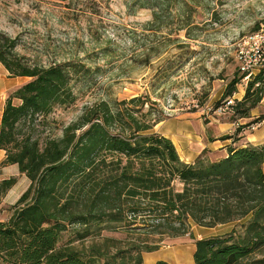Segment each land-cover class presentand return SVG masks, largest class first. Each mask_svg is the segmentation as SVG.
I'll list each match as a JSON object with an SVG mask.
<instances>
[{
	"label": "trees",
	"instance_id": "obj_1",
	"mask_svg": "<svg viewBox=\"0 0 264 264\" xmlns=\"http://www.w3.org/2000/svg\"><path fill=\"white\" fill-rule=\"evenodd\" d=\"M17 46V39L0 31V65L10 77L29 79L8 94L1 118L0 168L16 165L29 182L10 219L0 223L1 264H143L142 253L155 245L142 241L124 251L104 239L80 250L72 243L118 229L174 238L186 232L189 220L212 228L242 219L247 221L241 235L196 240L192 264H264V146L230 147L216 161L202 152L185 164L172 142L152 131L162 119L141 112L147 102L142 97L113 106L97 102L64 127L60 138L40 143L32 133L23 134L22 125L71 105V80L83 67L30 63ZM240 80L230 82L224 101ZM263 94V74H257L243 98L233 100L238 118H247ZM15 184V178L0 181V199ZM72 225L83 229L58 246ZM255 255L260 258L251 259Z\"/></svg>",
	"mask_w": 264,
	"mask_h": 264
},
{
	"label": "rangeland",
	"instance_id": "obj_2",
	"mask_svg": "<svg viewBox=\"0 0 264 264\" xmlns=\"http://www.w3.org/2000/svg\"><path fill=\"white\" fill-rule=\"evenodd\" d=\"M153 1L0 0V31L17 39L19 56L38 65L56 62L83 67L71 80L74 102L27 121L23 134L32 133L40 143L58 139L64 127L95 103L105 101L113 106L135 97L147 101L141 112L150 111L151 120L206 109L222 120L238 119L233 108L222 116L215 111L230 82L241 78L236 45L243 37L264 30V0ZM246 86L240 80L237 93H245ZM248 117L252 122L263 120L264 101ZM204 159L211 161L205 153ZM27 181L21 178L14 194L0 202V223L10 219ZM175 187L181 189L178 183ZM246 221L209 228L189 220L186 232L174 238L125 229L102 231L98 238L72 245L83 250L92 241L113 239L125 251L144 241L156 249L142 253L143 264H192L196 240L241 235ZM80 229L79 225L67 226L58 246L74 240ZM255 258L260 255L251 259Z\"/></svg>",
	"mask_w": 264,
	"mask_h": 264
},
{
	"label": "crops",
	"instance_id": "obj_3",
	"mask_svg": "<svg viewBox=\"0 0 264 264\" xmlns=\"http://www.w3.org/2000/svg\"><path fill=\"white\" fill-rule=\"evenodd\" d=\"M28 81V78L10 77L5 68L0 65V125L8 94ZM243 96L244 91L236 92L231 99L240 101ZM15 104L19 102L16 101ZM201 116L200 112L168 116L155 125L153 132L169 139L180 160L185 164L193 163L202 152L207 154L211 161H216L225 158L228 155L227 149L230 147L264 146V119L252 122L253 119L247 117L229 122L216 116H208L206 119ZM239 126L245 127L239 130ZM4 160L5 151L0 150V165ZM9 178H15L16 184L0 199V202H7L8 197L17 190L21 178L25 177L19 173L16 165L0 168V181ZM28 185L27 181L26 189ZM22 193L18 194L16 202Z\"/></svg>",
	"mask_w": 264,
	"mask_h": 264
},
{
	"label": "built area",
	"instance_id": "obj_4",
	"mask_svg": "<svg viewBox=\"0 0 264 264\" xmlns=\"http://www.w3.org/2000/svg\"><path fill=\"white\" fill-rule=\"evenodd\" d=\"M235 53L238 61V72L244 82L248 83L257 74H263L264 79V30L243 37L236 45ZM233 105L232 99H226L216 109L215 113L222 116L231 111ZM209 113L210 109H206L201 115L208 117L210 116ZM250 127L253 128V126Z\"/></svg>",
	"mask_w": 264,
	"mask_h": 264
}]
</instances>
